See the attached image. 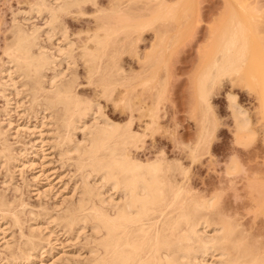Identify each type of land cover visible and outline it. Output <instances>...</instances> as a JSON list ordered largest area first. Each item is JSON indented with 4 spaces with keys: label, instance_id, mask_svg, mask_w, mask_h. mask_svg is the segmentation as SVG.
Masks as SVG:
<instances>
[{
    "label": "bare ground",
    "instance_id": "obj_1",
    "mask_svg": "<svg viewBox=\"0 0 264 264\" xmlns=\"http://www.w3.org/2000/svg\"><path fill=\"white\" fill-rule=\"evenodd\" d=\"M107 2L106 7L102 5L99 7L100 0H53L52 2L36 0L27 12V16L23 18L30 16V19L32 14L30 12H34L36 16L42 15L45 17L46 29L34 23L29 26L24 25L13 16L9 30L10 41L5 49L8 66L2 71L8 82L13 80L12 71L22 76L24 84L28 87L27 91L31 94V102L56 115L53 114L61 129L60 135H57L59 141L56 143L64 150L61 151L64 155L77 160V170L81 175L78 198L70 199L62 209L58 210L59 213L57 211L56 216L49 218L54 219L55 216L57 224L68 231L89 225L93 233V246L90 251L96 264H264V234L260 239L256 234L259 235L261 232H252L251 227L246 229L231 218L223 216L219 212L217 193L209 197L192 193L186 186L188 168L181 167L175 161H167L163 157L141 161L134 155L141 149L140 143L147 131H152L154 125H157L163 99V83L157 72L160 66L162 68V65L167 64L162 54L165 52L162 48L164 13L159 10L153 15H146L140 7H131L136 0ZM86 5L96 7L94 10L96 26L95 30L86 37L79 53L85 68V82L87 85H93L95 90L98 89L97 92L101 96L113 98L118 86L125 87L124 95L114 100L122 102V110L128 111L129 117L125 124L110 120L100 112L98 103L78 93V75L75 69L69 72V76L66 74V69H59L62 62L66 63L67 69L69 65L77 64L78 57L75 59L73 55L72 44L69 42L62 44L60 41L52 44L49 47H54L56 52L54 53L52 49L42 45L45 42L41 43L43 38L41 39L40 32L44 30V36L50 44L52 35L60 33L63 36L65 33L62 15L71 13L74 8L77 9V12H74L83 15ZM23 20L27 21V19ZM146 30L154 31V40L152 39L150 50L139 56L136 50L137 40L135 41L134 36L139 39ZM245 39L247 41V37ZM125 51L138 55L140 64L145 70L141 83L143 86H148L150 82L153 75L150 71L157 73L156 94L152 105L138 106L142 115L149 117L142 132L134 131L131 125L132 112L136 105L134 98L138 97L132 95L134 86L128 82V78L126 79L124 69L119 63L120 56ZM156 53L158 56L155 58ZM243 58L244 52L234 48L231 38L223 39L203 58L197 72L196 87L193 88L200 109V121L196 142L189 150L191 163L198 160L200 150L208 145L213 135L211 100L214 90L223 80L232 81L235 76L240 75ZM46 70H51L47 80ZM2 71L0 70V73H3ZM6 85L8 87L9 84L4 81L3 91L6 90ZM1 93L3 98L5 97L3 112H7L10 99L3 94L4 92ZM226 98L235 123V142L238 145H247L253 134L247 112L236 102L234 94L228 93ZM88 118L90 122L87 121ZM9 122L10 120L6 123L10 125ZM77 130L81 132L80 140H75L74 137ZM5 134L6 131H3L0 125L2 138L0 164L6 162V170H9L11 153L6 147ZM227 164L225 171L228 175H234L241 169L240 163L234 157ZM175 172L181 175L180 180L175 178ZM21 205L23 211L24 206ZM12 207L3 196H0V212L8 215L13 225L20 228L18 221L20 214L16 215ZM2 227H0L3 233H0L2 241L0 242L13 260L16 258L20 260L19 256L29 254V251L35 250L37 245L38 248L43 246L41 238L36 237L35 231L33 232L29 226L27 236L20 231L19 238L24 240L16 247L18 252L15 254L12 250L14 242L9 241L10 237L4 236L5 231ZM253 233H256V237Z\"/></svg>",
    "mask_w": 264,
    "mask_h": 264
},
{
    "label": "rangeland",
    "instance_id": "obj_2",
    "mask_svg": "<svg viewBox=\"0 0 264 264\" xmlns=\"http://www.w3.org/2000/svg\"><path fill=\"white\" fill-rule=\"evenodd\" d=\"M107 1L100 0L98 6L106 7ZM160 1L136 0V3L131 5V7H140L146 15H153L159 10L164 13L162 48L165 52L162 54L167 60V64L162 65V68L160 66L157 72L163 83V99L157 125H154L152 131H147L140 143L141 149L134 155L141 161L163 157L167 161H175L181 167L188 168L186 186L192 193L203 197L217 193L219 212L246 229L251 227L252 232H261L259 235L255 233L260 238L264 234V0ZM34 2L36 0H0L1 71L8 66L5 49L10 41L9 30L13 16L24 25L29 26L34 23L46 29L45 17L42 15L36 16L34 12H30L31 20L30 16L23 18L27 16ZM95 9V6L86 5L83 15L76 13L75 8L71 13L62 15V26L65 30L63 36L60 33H53L49 44L43 30L40 32L41 39H44L41 43L45 42L42 45L52 51L54 47L49 46L59 41L62 44L63 42L72 44L73 55L75 59L78 57L77 64H72L74 67L69 65L71 67L68 66L67 69L66 63L62 62L59 69H66L68 76L69 72L75 69L78 75V93L98 103L100 112L110 120L125 124L129 117L128 111L122 110V102L114 101L124 95L125 87L118 86L113 98L101 96L97 92L98 89L95 90L93 85H87L85 82V68L79 53L86 37L95 30ZM243 36L247 37V41ZM134 37L135 41L137 40V53L142 56L150 50L154 31H144L139 39L136 35ZM225 38H231L234 48L244 52L245 65L243 63L240 75L235 76L232 81L223 80L221 85L215 88L211 100L213 135L208 145L200 150L198 160L191 163L189 150L196 142L200 121V109L195 90H193L196 87L197 72L203 58ZM157 53L154 54L155 58L158 56ZM137 56L133 52L125 51L121 54L119 63L124 69L126 79L128 78V82L134 86L132 95L138 97L137 99L133 97L136 105L132 112V129L142 132L149 117L143 116L138 106L152 105L156 94L157 73L150 71L153 74L150 82L148 86H143L141 83L145 70ZM45 72L47 80L51 70ZM11 74H13L11 76L13 80L8 82L5 73H0V81H2L0 82L2 83L0 85V125L3 131H6V147L11 153L9 170H6V162L3 165L0 164V196L9 202L11 207L13 206L16 215L20 214V219L18 218L20 228L13 225L8 215L2 212H0V225L2 224L0 227L3 226L4 236L10 237L9 241L14 242L12 250L15 254L18 252L16 247L24 240L19 238L20 231L27 236L30 227L33 232L35 231V236L41 238L39 240L43 246H39V249L37 245L35 250L29 251L30 255L23 254L24 256L18 257L20 260L17 258L13 260L10 254L5 252L7 250L4 249L0 240V264H96L90 251L93 246V233L90 226L84 225L81 229L76 227L75 230L68 231L58 225L55 218V214L64 207V204L70 199L76 200L79 196L81 175L77 170V160L64 155L62 153L64 150L56 143L59 141L57 135L61 133L59 123L55 119L56 115L42 106H35L36 104L31 102V94L27 91L28 87L24 84L22 76L13 71ZM4 81L9 84L8 87L5 86V91L2 87ZM1 92L10 99L11 106L8 104L9 108H5L9 109L7 112L5 110L3 112L5 97L3 98ZM228 93L234 94L236 102L247 112L253 133L247 145H238L235 142V123L227 105ZM15 102L18 104L16 105ZM8 120L10 125L6 123ZM87 121L90 122V119L88 118ZM75 132V140H80L82 137L80 130ZM1 139L0 135V150L2 149ZM233 157L240 163L241 171L228 175L225 170L227 163ZM0 163H2L1 158ZM175 178L180 180L181 175L175 172ZM89 179L91 180V177ZM20 203L24 206V212L21 210ZM53 215H55L54 219L52 218L54 221L49 218Z\"/></svg>",
    "mask_w": 264,
    "mask_h": 264
}]
</instances>
